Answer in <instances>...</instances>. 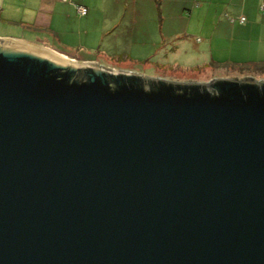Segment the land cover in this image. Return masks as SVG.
I'll return each instance as SVG.
<instances>
[{"label":"water","instance_id":"water-1","mask_svg":"<svg viewBox=\"0 0 264 264\" xmlns=\"http://www.w3.org/2000/svg\"><path fill=\"white\" fill-rule=\"evenodd\" d=\"M0 264H264V81L0 39Z\"/></svg>","mask_w":264,"mask_h":264},{"label":"rangeland","instance_id":"rangeland-1","mask_svg":"<svg viewBox=\"0 0 264 264\" xmlns=\"http://www.w3.org/2000/svg\"><path fill=\"white\" fill-rule=\"evenodd\" d=\"M91 4L93 11L87 22L86 17L80 19L78 15L62 30L63 34L57 37L62 44L49 37L51 45L65 54H59L63 58L74 62L97 60L93 63L106 69L129 70L172 83L201 84L214 79L264 81V72L255 68L213 66L212 63L227 62L230 58L245 60L247 44L230 41L223 32L206 41L204 34L210 36L213 21L221 15L227 21L236 16L222 10L216 16L214 5L209 10V4L203 0H91ZM201 29L204 33L197 34ZM0 35H6V30L0 29ZM24 36L41 39L32 38L27 32ZM34 43L50 50L41 40Z\"/></svg>","mask_w":264,"mask_h":264},{"label":"crops","instance_id":"crops-1","mask_svg":"<svg viewBox=\"0 0 264 264\" xmlns=\"http://www.w3.org/2000/svg\"><path fill=\"white\" fill-rule=\"evenodd\" d=\"M204 2L209 4V10L214 5L213 11L216 16L221 10L226 15L236 16L232 17L233 21L225 20L222 17L223 15L218 21H213V26L209 30L210 36L204 34L206 41L212 40L218 33L223 32L229 35L230 41L247 44L244 45L247 47V58L245 60L230 58L228 60L230 62H215L212 63L214 64L213 66H232L231 64H233V66L239 67L243 64L264 63V15L260 12V7L264 4V0H203ZM78 6L87 9L86 15L80 18L86 17L85 20L87 22L90 19V12L93 11L91 0H0V29L6 30V35H0V39L33 44L41 40L42 43L49 46L51 51L65 55L51 45L49 37L56 41L58 40L57 42L62 44L57 37L63 34L61 33L62 30L67 29L71 20H77L79 15L77 12ZM241 17L246 19L243 24L238 21ZM12 30L13 33L11 32ZM203 31L201 29L197 34L202 35ZM25 32L32 38L41 39H29L24 36ZM66 56L73 58L72 56ZM80 60V62L85 63L97 61L92 59ZM111 68L116 69L114 67ZM203 69L207 70V67L204 66Z\"/></svg>","mask_w":264,"mask_h":264},{"label":"built area","instance_id":"built-area-1","mask_svg":"<svg viewBox=\"0 0 264 264\" xmlns=\"http://www.w3.org/2000/svg\"><path fill=\"white\" fill-rule=\"evenodd\" d=\"M77 12H78V14L80 16H85L86 13H87V9L85 7H82V6H78L77 7ZM260 12L264 15V4L261 5ZM244 22H245V18L244 17L239 18V23L240 24H243Z\"/></svg>","mask_w":264,"mask_h":264},{"label":"trees","instance_id":"trees-1","mask_svg":"<svg viewBox=\"0 0 264 264\" xmlns=\"http://www.w3.org/2000/svg\"><path fill=\"white\" fill-rule=\"evenodd\" d=\"M245 21H246V19H245ZM228 67L235 68V66H228ZM238 68H240L242 70H244V69L246 70V69H250V68H252V69L255 68L256 70L257 69L258 70H261L260 72H264V63H260V64H243L242 66H239Z\"/></svg>","mask_w":264,"mask_h":264},{"label":"bare ground","instance_id":"bare-ground-1","mask_svg":"<svg viewBox=\"0 0 264 264\" xmlns=\"http://www.w3.org/2000/svg\"><path fill=\"white\" fill-rule=\"evenodd\" d=\"M25 43H28V44H30V45L37 46V47H39V48L45 50V51L48 52L49 54H53V55L56 56L57 58H60V59L63 60V61L70 62V60L67 59L66 57L63 58V56H61V55H59V54H56L55 52H52L51 50H48V49H46V48H44V47H42V46H39V45H37V44H33V43H29V42H25Z\"/></svg>","mask_w":264,"mask_h":264}]
</instances>
